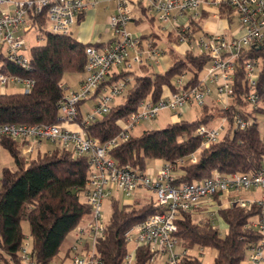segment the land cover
<instances>
[{"label":"trees","instance_id":"trees-1","mask_svg":"<svg viewBox=\"0 0 264 264\" xmlns=\"http://www.w3.org/2000/svg\"><path fill=\"white\" fill-rule=\"evenodd\" d=\"M219 10L222 17L232 21L236 16L235 10L225 4ZM142 13L151 23L157 20L145 9H142ZM28 22L31 28H35L37 38L45 43L28 50L30 70L9 61L1 53L0 74L30 78L35 85L30 91L22 93L0 91V126L61 125L58 105L69 89L64 84V76L68 73L83 75L88 60L86 50L98 45L82 44L71 34L61 36L50 33L46 9L39 14L36 8L31 9ZM191 25L194 38L202 34V24ZM168 52L172 57V65L164 73L136 76L129 70L113 74L108 84L131 78V87L126 92L124 102L114 105L108 114L85 128L90 138L100 144L116 138L123 124L140 109L143 102H158L165 89L177 93L180 90L177 81L185 75H190V79L182 88L202 86L201 74L211 57L194 51L187 52L185 56H180L172 49ZM251 59L260 61L261 71L255 87L247 83L246 72L242 68ZM233 88L234 95L228 109L219 111L230 124L219 143L202 148L203 140L195 136L197 128L209 126L214 119L207 105H204L198 120H181L163 129H151L138 136L133 135L111 150L110 157L120 168L128 167L146 173L148 160L174 164L197 155V164H187L181 168L182 175L175 181V185L179 186L202 182L215 172L223 175L259 173L264 168V138L256 114L263 113L264 109L251 110L247 98L255 93L260 100H264V47L243 53L238 61ZM85 103L79 104V124L84 118L82 107ZM237 114H242L248 124L232 135L233 117ZM1 147L13 157L16 170L3 169L0 179V264H56L67 237L92 213L89 203L81 200L82 190L88 186L92 176L90 160L60 145L46 153L41 152V147L36 151L37 156L34 153L28 157L22 155L24 143L5 138ZM165 211L166 208L154 200L140 207L121 205L118 200H113L112 215L96 244L101 264H124L130 251L127 231ZM218 214L228 229L224 237L211 216L197 223L195 216L198 214L195 212L182 215L181 231L175 236L178 246L184 250V264H204L202 259L189 253L195 247L215 250L213 264H245L249 250L262 241L261 232L254 227L261 216L256 204L248 209L233 207L220 210ZM25 222L29 224L32 240L30 262L25 260L22 253L26 241L23 231ZM70 256L68 253L60 264ZM154 258L148 247L139 248L134 264H150Z\"/></svg>","mask_w":264,"mask_h":264},{"label":"built area","instance_id":"built-area-1","mask_svg":"<svg viewBox=\"0 0 264 264\" xmlns=\"http://www.w3.org/2000/svg\"><path fill=\"white\" fill-rule=\"evenodd\" d=\"M96 4L97 0H0V54L6 51L9 61L30 70L29 59L24 57V52L29 48L25 39L18 36L28 22L30 10L36 8L39 14L46 9L48 31L66 36L71 34L77 19ZM222 4L235 10L243 31L242 36L233 38L228 34H203L195 39L191 24L200 21V10H219ZM136 8L145 9L149 15H154L160 22L169 25L170 38L175 44L188 45L192 50L193 41H196L200 52L209 55L211 61L204 68L202 86L184 89L180 82L177 93L163 95L156 103L150 100L143 102L140 109L132 113L123 124L116 138L100 144L88 136L85 128L111 111L115 100L126 94L132 80L126 78L108 84L113 70L124 68L129 71L134 65L157 64L161 56L159 48L151 44L144 45L139 36L127 31L129 24L136 19ZM110 24L115 40L102 49L94 45L87 48L88 60L80 87L72 93L67 90L58 105L61 125L0 126V147L5 138L24 143L23 156H31L48 142L89 158L92 176L88 186L82 191L92 213L73 231L77 243L73 249L71 264H101L96 244L106 226L101 222L105 199L113 197L114 192H122L125 204L131 205L133 194L140 189L154 193L157 203L165 207L166 211L149 217L127 231L130 251L124 264H134L137 250L143 247H148L155 255L150 264H154L160 255H166V264H184V252L176 251L178 240L175 236L181 231L180 221L184 213H208L216 219L220 210L233 207L248 209L254 204L261 210V216L254 227L261 232L263 238L257 247L249 250L248 257L253 264H260L264 261V168L255 175H223L215 172L211 178L202 182L179 186L175 185V181L182 175L181 168L187 164H197V155L174 164L164 163L157 174H147L128 167H118L110 157V152L130 139L143 122L156 120L164 111L182 116L194 106H204L213 91L216 92L218 102L223 104L226 101L224 109H228L234 95L233 84L239 59L246 50L264 47V0H117V11L111 17ZM242 68L246 72L247 83L255 87L261 71L260 61L248 60ZM10 85L21 86L27 92L34 87L35 82L30 78L0 74V91L7 90ZM92 99L98 101L97 105L84 114L82 123L79 124V104ZM247 100L251 110L260 107L264 109V100H260L257 94H250ZM223 119L227 121V118ZM247 124L242 114L233 117L236 130L246 128ZM74 126L77 129H73ZM224 133L226 128L223 125L218 128L203 125L197 128L195 136L203 140L202 148H207L219 143ZM251 190L262 191V197L248 200L241 196L242 192ZM22 253L25 260L30 262L31 249L26 241L23 243Z\"/></svg>","mask_w":264,"mask_h":264},{"label":"crops","instance_id":"crops-1","mask_svg":"<svg viewBox=\"0 0 264 264\" xmlns=\"http://www.w3.org/2000/svg\"><path fill=\"white\" fill-rule=\"evenodd\" d=\"M86 1H90V0H86ZM142 9L143 8H136L134 10L135 12L136 10L139 11V16H137V19H135V21L133 22L135 23V26L130 24L128 26V30L133 32L132 34L134 33L138 34L137 36H139L142 39L144 45L151 44L159 48L161 51V56L159 60L157 61V64L150 63L144 66L134 65L130 71L134 72L136 76H141V75L151 76L155 73H164L172 65V57L168 52L170 49L175 51L180 56H185L187 52L193 51V49L191 50L189 46L185 44H182V45L175 44L170 38L171 37L170 36V26L167 24H163L161 22V25L163 26L160 27L159 31H155L153 29V25L156 22V20L153 23H151L150 21L145 19V17L143 16L144 13H142ZM116 11H117V0H97L96 6L90 7L84 14H82L77 19L76 24L73 26L71 30V35L78 42L82 44H97L98 48L100 49L109 46L115 40L114 32L110 24V19L116 13ZM200 12H201L200 21L197 23L202 24L203 31L201 35L203 34H206V35L228 34L230 37H233V38H239L242 36L243 31L240 28V25L237 20V16H235L232 21L227 17H222L220 15V10H217L215 8H202ZM234 24H238L237 25L238 28H236V25ZM30 28H31V24L27 22V24L19 31L18 36L25 39V33L28 30H30ZM201 35L199 34L197 37ZM122 71H125L124 68H115L113 72L111 73V77L113 76V74H120ZM183 77L182 79H180V81L179 80L177 81V85H179L180 82H181V85L186 84L183 81ZM203 77L204 76H202L201 74V80L203 79ZM82 80L79 82V84H81ZM128 89H129V86H128ZM170 93L171 91L169 89L164 90V95H169ZM212 104L213 102L210 101L208 98L205 105H207V107L209 108V106H211ZM215 104H222V103L218 102L217 100ZM85 106H86V103L82 107V113H84L83 109ZM221 109H224V106ZM171 114H172L173 119H175L174 122H178V121H181L185 113L182 116H178L172 112ZM201 114H202V110H201ZM138 128L136 129V131L138 130ZM73 129H77V126H74ZM163 164L164 162L161 161L159 166L161 167ZM153 174H156V173L154 172ZM257 193H258L257 196L259 197H250L246 199L248 200L260 199L263 195L262 191L261 192L257 191ZM142 199H144L146 203L149 201H152V198L150 199L149 196H144L142 197ZM131 203L133 205H136L137 200H132ZM214 220H220V218L218 217ZM75 246L73 245L72 251ZM201 251L203 252L204 249H202ZM156 260L157 261H155L154 264H166L167 257L166 255H160L158 259ZM245 264H253V262L250 260L249 257H247ZM260 264H264V261L260 262Z\"/></svg>","mask_w":264,"mask_h":264},{"label":"rangeland","instance_id":"rangeland-1","mask_svg":"<svg viewBox=\"0 0 264 264\" xmlns=\"http://www.w3.org/2000/svg\"><path fill=\"white\" fill-rule=\"evenodd\" d=\"M134 16L137 19V16H139L138 10H136V12L134 13ZM156 19L157 20L153 25V29L155 31H159L160 27L163 25H161V22L158 20V18H156ZM130 24L135 26V23H133V22ZM234 25H236V28H238L237 27L238 24H234ZM127 31L131 34L133 33L130 30H128V28H127ZM134 35H138V34L134 33ZM197 38L198 37L195 36V39H197ZM25 41H26L29 49L31 47H34V46L43 45L45 43L44 40H40L37 38V33H36L35 28H30V30H28L25 33ZM193 51L195 53H200V51L197 47L196 41H193ZM4 54L5 55L7 54L6 51H4ZM24 57L26 59H29V51L24 52ZM202 76H205L204 72L202 73ZM82 79H84V75H82V74H72V73L66 74L64 76V84L66 85L67 88H69L68 92L72 93L73 91L78 90V88H79L78 86H80L79 82ZM189 79H190V75H185V77H183V81L185 83H187V81ZM130 87H131V85L129 86V88ZM4 91L14 94V93H22V92H24V89L21 86L17 87V86L10 85L9 88L7 90H4ZM125 95L119 96L116 99L115 104H120V103L124 102ZM209 100L213 102V104L211 106H209V110H210V113L214 116V119H213L210 126L218 128L221 125H223L226 128V132H227V130L230 127V124L228 123V121H224L223 117L219 114V110L225 105L226 101L224 100L223 104H215V102H217V100H218L215 91H213V93L209 97ZM228 102H229V100H228ZM97 103H98V101L95 99L88 101L86 103V106L83 109V112L85 114L88 113L97 105ZM200 116H201V108L199 106H194L191 110H189L188 112H186L183 115L181 120L194 122V121L198 120V118ZM256 116H257L258 123L260 124L261 135H262V137H264V113L256 114ZM174 121H175V119H173L171 112L170 111H164L160 114V116L156 120L151 121V122H143L141 124V126L138 128V130L136 132H134V135L138 136L146 130L163 129L167 125L174 123ZM235 131H236V126L233 125L232 135L234 134ZM225 134L226 133L221 135V139L225 136ZM55 148H56V145H54L52 143L45 142L41 148V152L46 153V152L52 151ZM37 154L38 153L36 152L34 154V156H37ZM160 163H161L160 160H148L146 173L150 174V173L155 172L157 174V172L160 168V166H159ZM5 168L16 170V164H15L14 159L11 156V154L6 149H4L3 147H0V179L2 178V170ZM257 191L261 192L259 190H251L248 192H242L241 196H243L245 198L259 197V196H257L258 195ZM144 196H149L150 199L152 198V200L157 202L156 195L154 193L147 191V190H144V189H141V190H138L137 192H135L131 199L137 200L136 206L140 207L141 205L146 203V201L144 199H142V197H144ZM81 200L83 202H87V198L84 194H82ZM113 200H118L121 205H125V198H124V194L122 192H114L113 199L110 197L106 198L104 201V204H103V211H102V218H101V222L105 225L108 223V221L112 215V202H113ZM199 215L200 214L195 216V222H197V223L200 222L201 220H203L204 217L210 216L208 213H205L201 216H199ZM215 223H216L217 227L220 229L221 235L224 237L228 231L227 227L220 220H216ZM23 231L26 235V243L30 244V249H31V243H32L31 233H30L29 224L27 222L23 223ZM76 241H77V239H76L75 235L73 233H71L67 237V239L65 240V242L63 243V245L60 249L59 258H57L56 264H60L62 259L66 258L68 253H70L71 256L63 264H71L72 263L71 259L74 256V252L72 251V248H73V245L75 246ZM176 251L179 253L184 252L183 248H180V247H176ZM189 253L191 255L197 256L200 259H202L204 264H213L214 259L216 257V251L212 250L210 248H205L204 251L202 252L201 249H199L198 247H195L194 249L190 250Z\"/></svg>","mask_w":264,"mask_h":264}]
</instances>
